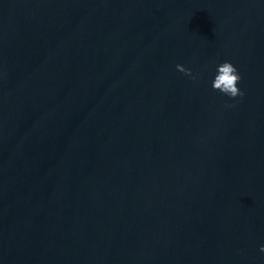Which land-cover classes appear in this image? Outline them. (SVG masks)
<instances>
[{
	"label": "water",
	"instance_id": "95a60500",
	"mask_svg": "<svg viewBox=\"0 0 264 264\" xmlns=\"http://www.w3.org/2000/svg\"><path fill=\"white\" fill-rule=\"evenodd\" d=\"M224 61L243 98L213 89ZM262 245L264 0H0V264Z\"/></svg>",
	"mask_w": 264,
	"mask_h": 264
},
{
	"label": "clouds",
	"instance_id": "9594fccd",
	"mask_svg": "<svg viewBox=\"0 0 264 264\" xmlns=\"http://www.w3.org/2000/svg\"><path fill=\"white\" fill-rule=\"evenodd\" d=\"M176 67L181 73L196 79L191 69L179 64ZM241 79L237 68L231 62L224 61L217 66V74L212 82V87L214 90L219 91L231 99L237 97L243 98L244 93L238 87ZM260 251L264 253V245L260 247Z\"/></svg>",
	"mask_w": 264,
	"mask_h": 264
}]
</instances>
